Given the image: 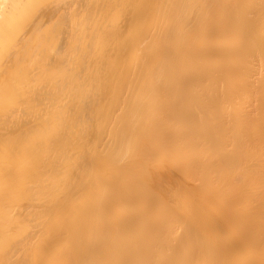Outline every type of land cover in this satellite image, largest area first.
<instances>
[{
  "label": "bare ground",
  "instance_id": "1",
  "mask_svg": "<svg viewBox=\"0 0 264 264\" xmlns=\"http://www.w3.org/2000/svg\"><path fill=\"white\" fill-rule=\"evenodd\" d=\"M0 264H264V0H0Z\"/></svg>",
  "mask_w": 264,
  "mask_h": 264
}]
</instances>
